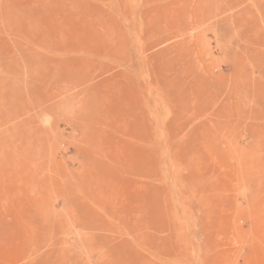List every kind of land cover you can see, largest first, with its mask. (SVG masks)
Here are the masks:
<instances>
[{"label": "rangeland", "instance_id": "1", "mask_svg": "<svg viewBox=\"0 0 264 264\" xmlns=\"http://www.w3.org/2000/svg\"><path fill=\"white\" fill-rule=\"evenodd\" d=\"M0 264H264V0H0Z\"/></svg>", "mask_w": 264, "mask_h": 264}]
</instances>
